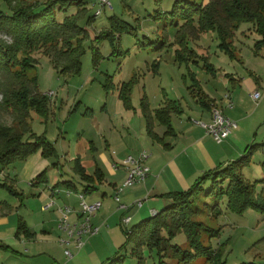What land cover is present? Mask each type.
I'll use <instances>...</instances> for the list:
<instances>
[{
    "label": "rangeland",
    "instance_id": "374dc122",
    "mask_svg": "<svg viewBox=\"0 0 264 264\" xmlns=\"http://www.w3.org/2000/svg\"><path fill=\"white\" fill-rule=\"evenodd\" d=\"M10 1L11 7L19 3V0ZM86 1L87 17L81 24L88 29L89 37L85 40L86 52L79 73H62L56 69L42 48L31 52L36 63L27 69V74L37 76L39 90L48 97L49 103L47 113L31 110L32 131L25 138L31 137L32 132L45 135L52 146L44 148L41 145L25 157L16 156L8 163L0 162V242L21 251L14 255L18 264H33L29 261L33 258L32 252L25 248H29L30 243L46 239L43 232L46 221L49 227L53 226L50 239L56 247L50 245L43 250L50 254L38 257L55 258V261L51 260L53 264H108V260L116 256L122 257L124 264H160L162 259L165 264H264L263 209L248 207L238 212L227 205V198L218 200L201 192L194 201L199 210L194 220L201 223L200 240L212 246L214 256H218H198L185 261L184 256L175 255L170 247L168 253L167 249L162 250L168 256L161 258L158 246H150L146 236L154 227V221L144 237L131 231L143 219L141 216H153L166 207L169 200L152 201V197L157 198L155 193L151 199L150 196H134L130 202L122 201L132 206L130 210L119 211L120 203L114 199L117 191L113 184L117 182L121 187L126 180L116 181L121 173L115 172L118 169L114 163L122 164L129 155L137 156L140 150L149 151L153 147L154 138L148 134L149 112L152 125L155 124L154 128L163 136L170 133H165L156 110L172 99L178 100L186 109L177 114L181 119L188 121L191 117L192 120L207 121L200 113L204 109L197 102V88L191 87L194 79L219 102L223 99L224 103H230L236 111L247 115L245 122L239 120V128L244 130L246 138H251L246 142L245 150L229 162L247 155L251 144H258L242 173L252 182L263 177L264 49L259 54L255 52V43L261 39L255 25L242 23L236 31L234 41L238 58H231L220 46L217 33L209 31L196 33L195 38L188 36L187 46L194 49L196 55L193 60L180 61L177 27L172 24L170 14L176 0H112V10L103 9L98 0ZM74 9L69 11L74 12ZM98 9H102V13L89 22L88 16L96 14ZM2 10L11 12L4 0H0ZM1 15L0 12V42L11 45L15 41L14 35L2 28ZM112 16L118 21H113ZM202 54L206 56L203 58ZM19 56L22 57L20 53ZM206 63L213 69H209ZM19 68L16 65L13 70ZM227 72L238 81L222 75ZM9 77L7 71H0V124L17 127V114L11 106L4 104L3 84L9 81ZM130 81L131 101L127 105L120 93L122 83ZM248 81L262 93L258 101L251 97ZM77 158L81 159L87 173L94 174L97 167L105 173L103 182H96L97 189L86 195L88 202L98 198L103 203L101 212L93 218V222H100L101 231L85 238L86 245L80 250L74 244L69 245L75 257L67 260L65 248L60 243L59 235L65 237V234H60L57 211L65 205L80 209L78 190L84 191L85 181L77 171ZM36 180L39 182L33 183ZM68 180L73 181L78 190L68 186L65 183ZM211 184L212 180H209L205 188ZM143 185L135 183L125 187L121 198L125 191ZM262 187L263 183L257 182L256 189L261 191ZM105 190L110 194L103 199L101 194ZM69 191H72L71 195ZM140 201L143 206L137 204ZM216 203L220 205L214 207ZM110 204L114 205L112 210ZM128 216L131 221L126 224L123 220ZM20 219H26L36 227L37 238L36 235L31 238L17 236ZM71 219L76 218L72 215ZM171 242L183 248L191 246L186 234L178 230ZM3 253L5 251L0 249V255ZM40 262L44 264L43 259Z\"/></svg>",
    "mask_w": 264,
    "mask_h": 264
},
{
    "label": "trees",
    "instance_id": "16d2710c",
    "mask_svg": "<svg viewBox=\"0 0 264 264\" xmlns=\"http://www.w3.org/2000/svg\"><path fill=\"white\" fill-rule=\"evenodd\" d=\"M11 12L0 11L3 20L2 28H7L14 35V43L4 44L0 42V71H7L10 79L3 84L4 104L11 106L17 114L18 126L0 124V162L8 163L13 157H25L41 145H51L45 135L31 133V110L39 113H47L48 97L39 90L37 76H29L27 69L35 66L36 59L31 52L43 49L44 54L51 57L54 67L62 73H79L82 66V58L86 52L85 40L89 37L88 29L81 23L87 17L86 0H19V3L11 7L10 0H4ZM75 8V9H74ZM74 9V12H70ZM172 24L177 27L176 43L180 61L194 59L196 52L189 49L187 40L195 38L196 33L213 31L221 40L220 46L231 57L237 58L235 35L242 23H253L255 31L261 35V39L255 43V52L259 54L264 49V0H176L170 12ZM89 22L96 18L90 15ZM113 21H118L112 16ZM179 20V21H177ZM181 21V22H180ZM180 22V24H179ZM189 36V38H188ZM19 53L22 55L20 58ZM19 65L20 68L13 70ZM209 69H213L206 63ZM196 95L205 107L211 106V101L197 83ZM4 83V82H3ZM197 85V86H196ZM132 81L122 83L121 98L129 105L131 99ZM147 111L148 105L145 104ZM176 101L171 100L167 105L156 110L157 119L167 126V133L173 131L171 123L172 113L177 112ZM149 112V111H148ZM148 129L153 132L152 117L148 113ZM52 146V145H51ZM258 144H251L247 155L239 159L219 165L215 169L206 171L189 189L169 192L167 196L171 203L153 216L146 217L132 227V234L146 235L152 221L154 227L146 235L149 245H157L161 258L168 256L162 250H170L175 255L184 256L185 261L194 257L206 256L214 258V249L207 246L199 238V226L201 223L194 220L199 212L194 206V201L201 192L208 196H214L218 200L227 198V205L238 212H243L248 207H256L264 210V162L263 177L258 181H250L242 173L243 166L250 161V155ZM46 150V149H45ZM55 148L53 147V152ZM77 171L86 181L84 192L96 187V182L101 183L104 174L97 167L94 174L87 173L81 159H76ZM212 180L209 188L205 184ZM39 180L33 181L38 183ZM257 182L263 183L261 191L256 189ZM68 186L74 188L73 181H65ZM220 205L216 203L214 207ZM205 229L216 230L206 227ZM183 232L190 240V248H183L180 244L171 241L175 232ZM164 231V233H163ZM129 233V232H128ZM163 233V234H162ZM33 237L25 219H20L17 227V236ZM0 249H10V246L0 242ZM139 254V252H138ZM191 254H193L192 257ZM190 257V258H189ZM141 259L143 257L140 256ZM108 264H124L120 256L108 260ZM160 264H165L164 259ZM244 264H258L249 262Z\"/></svg>",
    "mask_w": 264,
    "mask_h": 264
},
{
    "label": "crops",
    "instance_id": "0c3cea01",
    "mask_svg": "<svg viewBox=\"0 0 264 264\" xmlns=\"http://www.w3.org/2000/svg\"><path fill=\"white\" fill-rule=\"evenodd\" d=\"M200 55V54H199ZM204 55V54H202ZM201 55V56H202ZM206 55L203 56V58ZM238 58V55H237ZM193 60V59H192ZM196 61V60H195ZM198 62V60H197ZM217 75V73H215ZM253 73L251 72V75ZM222 75H225L226 77H230L231 81L237 82L238 78L233 76L231 73H224ZM244 80V78L242 77ZM249 86V90L255 91V86L251 82H247ZM203 91L208 96V100L211 101V106L205 107L201 101L200 98L197 96V102L200 103L204 110H202L201 115L202 118H207L206 123H210L212 121V112L214 108H220L223 110L224 114L228 117L236 120L239 124V120L241 122H245L248 118L247 115H244L242 113H239V111H236L233 105L227 102L224 103L223 99L219 102L215 97L211 96V93L203 88ZM250 92V94H251ZM176 101V107L178 108L177 112L172 113L171 116V123L173 126V131L170 132V134L167 135H161L162 133L156 130V127L154 128L153 124V132H149V136L151 135L153 139V147L150 148V150H140L138 157L142 152H146L148 157L146 159V164L149 166V175L146 178L145 181L139 182L140 184H143V186L138 187L131 191H125L123 198H121L120 194L124 192V189L119 193L120 201H115L117 203H120V206H118V210L122 211L125 210L121 208L124 202H130L134 196L135 197H143V196H150L151 199L152 194H156L157 198L152 197V201L160 200V198H167L169 203H171V199H169L167 195L169 192L173 191H183L187 190V188L191 187V185L206 171L215 169L219 165L228 163L232 158H234L236 155H240L247 146L246 142H249L250 138H246V134H244V130L242 128L235 129L229 137H227L222 143L216 142L214 137L199 123V122H205L203 120H192L191 117H189L188 121H185L181 119V117L177 114L186 111L182 107V105L179 103L178 100L172 99ZM219 102V103H218ZM240 109V107H239ZM244 118V120H243ZM159 123L164 126V131L167 133V126L162 124L160 121ZM109 145V143H108ZM125 158V157H124ZM115 164H117L115 166ZM114 166L118 169L115 172L121 173L120 177L118 178V182L123 181L126 179L128 171L127 168L124 166V164H118L114 163ZM104 176L105 173L102 170ZM104 180V179H103ZM103 182V181H102ZM114 189L116 190L118 186L117 182H114ZM86 185V181H85ZM76 187V186H75ZM78 190V188H75ZM97 189V184L95 188H92L88 192L79 191L78 193H85V197L88 193L93 192ZM115 192V191H114ZM110 192L105 190L101 196L103 199L108 198ZM160 194V195H158ZM100 200L98 198H95L92 200L96 201ZM169 203H166L165 206H167ZM143 206V205H142ZM103 208V205H102ZM102 208L98 211L101 212ZM110 210L114 208L113 204L109 205ZM130 210V209H128ZM57 221L59 219V210L57 211ZM97 215L94 217L96 218ZM141 218L144 219L143 216ZM27 222V225L30 228V232L33 234V236L36 235L35 238H37L36 234V227L31 225L28 220L25 219ZM94 223L98 226H100V222L94 220ZM45 227L43 228L44 236L46 239H42V241H35L33 243L29 244V248H25L27 252H32L33 258H29V261L33 264H42L40 261L43 259L44 264H53V261L56 259L52 258H40L38 256L42 254H50L47 253L46 250L50 245L55 246L56 244L54 241H52L50 238H52L53 234V226L49 227L48 222L44 221ZM101 228V226H100ZM61 230V229H60ZM62 231V230H61ZM101 231V230H100ZM63 234L64 232H60V234ZM100 233V232H99ZM98 233V234H99ZM65 234V233H64ZM63 234V235H64ZM97 234V235H98ZM22 236V235H21ZM24 236V235H23ZM60 238L62 235H59ZM48 239V240H47ZM33 239H30V241ZM10 249H3L5 251V254L3 253L0 255V264H18L16 262L17 258H14L15 254L20 253L18 249L15 247H12L11 245ZM65 248V246L61 245ZM34 252V253H33ZM38 257V258H37ZM62 259V258H61ZM53 260V261H51ZM60 260V259H59ZM24 264H27L24 262ZM61 264V263H60Z\"/></svg>",
    "mask_w": 264,
    "mask_h": 264
},
{
    "label": "built area",
    "instance_id": "2783aa9c",
    "mask_svg": "<svg viewBox=\"0 0 264 264\" xmlns=\"http://www.w3.org/2000/svg\"><path fill=\"white\" fill-rule=\"evenodd\" d=\"M98 3L103 9L112 10V0H98ZM102 13V9L96 11V16ZM251 97L258 101L262 97V93L258 90L251 92ZM216 140L218 143H222L229 135L239 127L236 120L228 117L224 114L220 108H214L212 112V121L210 123L199 122ZM148 155L146 152H142L138 157L129 155L123 161L124 166L127 168L128 174L126 180L121 187H117L116 197L117 201H120L119 193L127 186H131L135 183L143 182L149 175V166L146 164ZM117 164H115L116 166ZM72 191L68 194L71 195ZM80 209L76 210L75 207L65 205L59 208L58 226L65 233V237H61L60 243L65 246L64 255L67 260L75 257L74 251L68 247L74 244L75 248L80 250L86 245L85 238L97 235L101 228L93 222V218L98 211L102 208V201L96 200L88 202L85 197V193H79ZM142 206L140 201L137 203ZM135 205V204H134ZM132 206L122 204L121 208L128 210ZM75 216V220L71 219V216ZM124 223L128 224L131 221V217H125Z\"/></svg>",
    "mask_w": 264,
    "mask_h": 264
}]
</instances>
